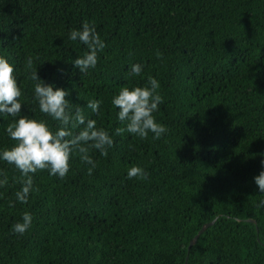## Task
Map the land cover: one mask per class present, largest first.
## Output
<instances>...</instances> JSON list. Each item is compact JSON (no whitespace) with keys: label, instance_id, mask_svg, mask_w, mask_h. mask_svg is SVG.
I'll return each instance as SVG.
<instances>
[{"label":"trees","instance_id":"obj_1","mask_svg":"<svg viewBox=\"0 0 264 264\" xmlns=\"http://www.w3.org/2000/svg\"><path fill=\"white\" fill-rule=\"evenodd\" d=\"M84 22L105 48L81 73L72 60L85 46L67 34ZM0 55L15 65L22 114L56 126L33 99L37 70L78 106L98 99V115L84 112L113 138L105 155L89 151L91 174L76 153L63 178L31 174L26 203L15 200L20 172L0 161V264H264L253 180L264 158V0H0ZM149 76L166 132L116 134L112 96ZM12 119L0 118V148L15 143ZM132 165L143 179L127 177ZM25 211L31 226L14 233Z\"/></svg>","mask_w":264,"mask_h":264},{"label":"clouds","instance_id":"obj_2","mask_svg":"<svg viewBox=\"0 0 264 264\" xmlns=\"http://www.w3.org/2000/svg\"><path fill=\"white\" fill-rule=\"evenodd\" d=\"M67 38L70 41H78L86 49L82 55L72 60L73 65L81 73L95 68L98 53L105 48V43L95 27L84 22L79 29H71ZM32 62V58L29 57L27 60L29 67ZM141 72V63L131 64L130 76L135 77ZM30 78L35 82L33 99L38 105L39 112L55 121V127L47 119L22 114L21 88L15 74V65L9 58L0 55V118L4 115L13 118L5 126L4 132L15 141L11 146L0 148V161L13 165L20 172L21 186L15 192V200L20 203L27 202L33 189L31 174L37 170L47 169L49 175L63 178L69 171L70 157L76 153L82 162L90 165L87 171L91 174L95 162L89 151L95 149L101 155H105L113 144L109 132L98 127L96 120L89 118L84 112V108H87L98 115L100 105L98 99H89L81 107L66 99L68 89L56 86L54 82H45L38 77L37 70L31 73ZM159 87L158 80L149 76L144 85L122 86L118 93L112 96L111 104L118 109L116 118L124 124L123 128L115 129L116 134L127 132L145 138L151 132L153 139H157L166 132L165 125L153 116L162 103ZM261 165L259 174L255 175L253 180L259 192L264 193V158L261 159ZM126 175L128 178L143 179L145 173L142 167L132 165L127 169ZM6 179L0 178V186L6 183ZM257 206H264V200H260ZM31 223L32 215L25 211L11 228L14 233L24 234Z\"/></svg>","mask_w":264,"mask_h":264},{"label":"water","instance_id":"obj_3","mask_svg":"<svg viewBox=\"0 0 264 264\" xmlns=\"http://www.w3.org/2000/svg\"><path fill=\"white\" fill-rule=\"evenodd\" d=\"M213 221V220H212ZM212 221H210V222H207V223H204L201 227H200V229L197 231V233L191 238V240L189 241V243H188V247L191 245V244H193L194 242H195V239H196V237H197V235H198V233H200L208 224H210V223H212Z\"/></svg>","mask_w":264,"mask_h":264}]
</instances>
